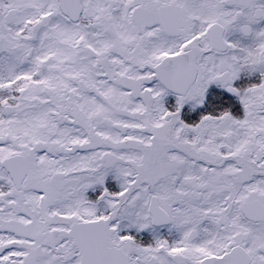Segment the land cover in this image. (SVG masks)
Instances as JSON below:
<instances>
[{
    "label": "snow or ice",
    "instance_id": "1",
    "mask_svg": "<svg viewBox=\"0 0 264 264\" xmlns=\"http://www.w3.org/2000/svg\"><path fill=\"white\" fill-rule=\"evenodd\" d=\"M0 264H264V0H0Z\"/></svg>",
    "mask_w": 264,
    "mask_h": 264
}]
</instances>
